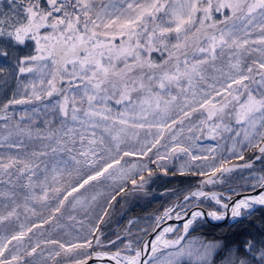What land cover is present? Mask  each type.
<instances>
[{
    "label": "snow or ice",
    "instance_id": "obj_1",
    "mask_svg": "<svg viewBox=\"0 0 264 264\" xmlns=\"http://www.w3.org/2000/svg\"><path fill=\"white\" fill-rule=\"evenodd\" d=\"M29 74L38 75L21 79ZM10 80V96L0 88V264L68 256L72 264H182L193 255L211 264L215 243L195 252L183 243L197 221L246 218L264 206V175L254 177V195L238 199L203 190L264 163V0H0V85ZM37 101L43 112L15 115L14 106ZM202 140L230 141L237 160L253 155L234 164L218 152L223 145ZM133 156L164 175L166 162L184 157L179 175L205 178L160 218L183 220L180 234L167 238L177 232L167 226L140 248L103 250L96 234L105 210L89 236L45 237L66 210L85 207L94 182L119 173L144 190L155 170L121 163ZM204 200L219 208L187 206ZM227 264H264V240L245 241Z\"/></svg>",
    "mask_w": 264,
    "mask_h": 264
},
{
    "label": "rangeland",
    "instance_id": "obj_2",
    "mask_svg": "<svg viewBox=\"0 0 264 264\" xmlns=\"http://www.w3.org/2000/svg\"><path fill=\"white\" fill-rule=\"evenodd\" d=\"M6 3V0H5ZM5 10H7L5 8ZM29 43V42H28ZM21 48H24L22 46ZM20 48V53L22 55L28 54V52L24 51L22 52ZM31 47V51H32ZM38 74H29L26 77H21V79H30V78H36ZM0 88H3L7 93L8 96L11 95V91L15 89V83L14 81H9L7 85H0ZM5 99L4 92H0V102H2ZM40 108L43 112V104L39 101L35 102L34 104H28V105H17L14 106L13 111L15 115L18 117L21 112H23L25 109L31 111L32 108ZM3 121L0 120V124H2ZM143 135V133L141 134ZM223 145L222 148L218 149V152H220L224 156H230L232 158V163H244V160H248L249 157L253 155L250 151L244 152V160H237L235 159V156L231 154L228 150L231 148V142L225 143L224 141H211V140H202L201 144L203 146L212 145L215 146L216 144ZM149 156H152V153L148 154ZM219 158V157H218ZM184 157L179 158H173L171 161L166 162L167 167L169 169V174L175 171L179 174V169L181 164L184 162ZM127 162V163H125ZM122 164H125V167L130 166L131 164H136L138 167L141 164L147 163L149 168H152L155 170V174L153 175L150 182L145 186L144 190L142 191H133V186L131 185L129 180H125L121 178V175L119 173H116L114 178H109L107 180H103L100 183L95 184L94 187L89 186L88 191L85 192V196L88 197V200L85 202V207L77 206L74 210L68 209L65 211L64 216L60 219L59 224H55L53 227L45 226V237L52 236L59 239H62L64 241H71L77 238H83L85 236H89V228L92 226H95L100 214L107 210V215L103 217L104 222L102 224H99V233L96 235H100V233H104L103 231L106 229L103 227L107 224V226L110 227V229H114L113 231L109 232L108 236H100L101 241L103 245L105 246L103 250L108 251H115L117 247L122 248L125 244L128 242H131L133 245V248H140L142 245L150 239L152 234H154V228L156 230L158 228H161L162 226H172L177 229V232L169 233L167 234V238H175L176 235L180 234L181 226L183 224V220H177L174 218L172 219H163L160 218L164 216L165 211L168 209L173 208L175 205L179 204L180 198H183V195L186 194L190 188H185V190H180L175 193H165L164 195H156V194H145L144 191H147L149 188V185H152L156 180L160 178H166L170 177L169 175H164L162 172H160L158 169H156V165L152 164L148 157H125L123 161H121ZM87 171V169H85ZM147 175V173H145ZM264 175V163L257 161L254 163L252 169H243L242 171H237L234 173L229 174L228 176L223 178V182L217 183L215 185H207L203 186V190L205 191H215L218 194H221L224 197L232 196V199L240 198L242 196H248L251 195L254 192L253 185L257 183V181L254 179L256 176ZM200 181L204 177H200ZM69 182L75 183L76 178L75 177H68L67 178ZM219 185V186H218ZM124 187L125 191L123 193H120V188ZM152 188H150L151 190ZM82 192L84 190H81ZM233 193H238L239 195H234ZM96 196L95 200H92L91 197ZM112 196H115V200H111L110 198ZM158 198V203L162 204V207H164L161 211L159 210L153 213H137L138 215L130 216L129 210H134L136 208H140L144 211L147 210L149 207V202L156 201ZM71 199V198H70ZM111 204V207H106L108 204ZM147 204V205H146ZM146 205V206H144ZM198 206L202 208L204 211H210L213 209H218L219 206L215 205L213 201L204 200L202 203L200 201L195 202H188L187 206L191 208L192 206ZM264 209V206H257L253 207L251 210V214H246V218H237L233 219L230 216V220H227V223L224 225H213L210 223V218L204 217L197 221V223L194 225L193 229L189 230V233L187 236H185V239L183 243L187 246L190 244V241L196 243V249L202 242L204 243H215L216 248L213 251L212 255L210 256L211 264H227V257L229 255L230 251H235L234 249L241 247L245 241L252 240L253 242H256L254 234L252 235V231L246 230L243 232L240 242L231 245L227 249L226 254H221L223 242H221V245L215 242V240H211V238H207L206 235H204L201 230L202 226L204 225H211L213 227H233L237 226L239 224H243L244 222H252L256 215L260 214V210ZM39 210V209H38ZM154 210H158V208H155ZM264 214V213H262ZM44 216H47V210H44L43 212ZM74 216V220H69L68 216ZM33 219H38L37 217H34ZM227 219V218H226ZM83 222L82 224L80 222ZM159 221V227H157V222ZM211 221H215L211 219ZM224 221V220H222ZM221 222V221H217ZM121 224V225H120ZM120 225V226H119ZM258 228H261L260 230L264 229V226L259 225ZM133 229V230H131ZM264 231V230H263ZM125 232V234L122 236L123 239L120 237L118 240V235H122ZM114 233V234H113ZM113 234V235H112ZM195 235V236H192ZM137 236V238H136ZM45 237H40L41 239ZM136 238V239H135ZM126 239V240H125ZM255 239V240H254ZM116 241V245H111L110 241ZM122 243L121 241H124ZM222 240V239H221ZM151 241V240H150ZM148 241V242H150ZM147 242V243H148ZM193 249V244H190ZM45 255H47V252H45ZM185 264H198V261L195 256L192 257H184L182 258ZM62 264H72V257H63L62 258ZM183 264V263H182Z\"/></svg>",
    "mask_w": 264,
    "mask_h": 264
},
{
    "label": "trees",
    "instance_id": "obj_3",
    "mask_svg": "<svg viewBox=\"0 0 264 264\" xmlns=\"http://www.w3.org/2000/svg\"><path fill=\"white\" fill-rule=\"evenodd\" d=\"M31 47H33V45L31 42H29L27 46H24V48H21V50L22 52L26 51L30 53ZM170 174H171L170 177L160 178L156 180L152 185H149V188L147 189V191H144V193L147 192L145 194H156V195L161 196V195H164L165 193H175L180 190L184 191L185 188H190L189 190H194L199 183L198 182L199 178L197 176H181L178 173L176 175H172V173ZM150 188L152 189L150 190ZM157 201H158V198L156 201L147 203L149 204V207L147 208L146 211L140 208H136L134 210H129L128 214H131L130 216H135V215H138L137 213H150L151 214L156 211L159 212V210L161 211L165 206L162 207V204L158 203ZM155 208H158V210H154ZM260 212L261 213L256 215V218L250 223L244 222L243 224H239L237 226L220 227V228L213 227L207 224V225L202 226L201 232L204 235H206L207 238L209 239L211 238V240L212 239L215 240V242H217L220 245H221V242H223L221 254L222 253L226 254L229 246L235 245L240 242L239 237L241 238L243 232H245L246 230L252 231V235L254 234L255 239H256L254 240L256 242L264 240V231H263L264 229L260 230L261 228H258L259 226L257 225L258 223L259 225L264 226V214H262L264 213V209L260 210ZM103 227L106 228L103 231L104 232L103 234L105 237L109 235V232L114 230V229H110V227L107 226V224L104 225Z\"/></svg>",
    "mask_w": 264,
    "mask_h": 264
},
{
    "label": "water",
    "instance_id": "obj_4",
    "mask_svg": "<svg viewBox=\"0 0 264 264\" xmlns=\"http://www.w3.org/2000/svg\"><path fill=\"white\" fill-rule=\"evenodd\" d=\"M239 170H242V168H237V169H235L234 171H239ZM234 171H233V172H234ZM228 174H229V173H228ZM228 174H225V176L228 175ZM254 194H255V193H253V194H251V195H254ZM236 199H238V198H236ZM205 212H206V211H205ZM208 218H209V217H208ZM227 220H230V217H228L227 219H225L224 221H221V222L211 221V218H210L209 221H210L211 224H213V225L215 226V225H224V224L227 223ZM157 232H159V231H156L154 234H152V236L150 237L149 240H147V242L150 241V240L153 238V236L157 234ZM147 242H146V243H147ZM93 263H94L93 261H90V262H89V264H93Z\"/></svg>",
    "mask_w": 264,
    "mask_h": 264
}]
</instances>
